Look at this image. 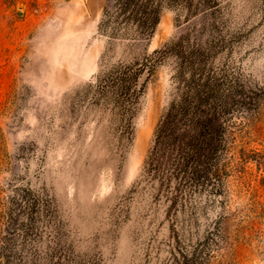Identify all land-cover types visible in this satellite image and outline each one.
Returning a JSON list of instances; mask_svg holds the SVG:
<instances>
[{
  "label": "rangeland",
  "instance_id": "obj_1",
  "mask_svg": "<svg viewBox=\"0 0 264 264\" xmlns=\"http://www.w3.org/2000/svg\"><path fill=\"white\" fill-rule=\"evenodd\" d=\"M108 1L0 0V264H264V96L238 107L264 88V0L166 7L132 46L100 28ZM145 59L123 135L94 84ZM179 66L229 127L212 183L173 206L145 161Z\"/></svg>",
  "mask_w": 264,
  "mask_h": 264
},
{
  "label": "trees",
  "instance_id": "obj_2",
  "mask_svg": "<svg viewBox=\"0 0 264 264\" xmlns=\"http://www.w3.org/2000/svg\"><path fill=\"white\" fill-rule=\"evenodd\" d=\"M179 3L188 5V0H109L102 11L100 28L109 38L132 46L149 40L162 10ZM153 67L154 62L147 59L118 64L94 84L97 94L106 96L119 115L123 135L129 133L132 111ZM198 75L195 71L185 77L183 66H179L173 77V98L155 128L145 161L147 174L161 182L165 189L162 192L168 194L166 190L174 182L175 187L170 192L173 206L183 190L194 191L212 183L213 173L216 174L212 170L227 142V104H218L212 90L201 83V75ZM263 96L264 88H260L252 96L243 98L238 107L256 108ZM194 261L180 255L174 256L170 264H195Z\"/></svg>",
  "mask_w": 264,
  "mask_h": 264
}]
</instances>
